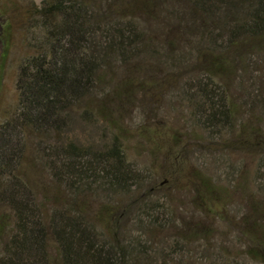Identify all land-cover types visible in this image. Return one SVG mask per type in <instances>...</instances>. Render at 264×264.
<instances>
[{
	"label": "trees",
	"instance_id": "16d2710c",
	"mask_svg": "<svg viewBox=\"0 0 264 264\" xmlns=\"http://www.w3.org/2000/svg\"><path fill=\"white\" fill-rule=\"evenodd\" d=\"M114 1L40 0L27 11L24 24L32 34V54L20 68L18 107L0 125V264H189L184 260L187 245L203 239L202 226L189 230L187 225L177 232L171 253L164 249L155 260L141 244H127L120 237L131 208L89 213L86 201L92 187L127 195L140 182L117 132L112 145L102 150L64 141L77 112L83 109L86 116L92 107L105 116L94 91L107 85L113 61L127 71L128 78L115 90L121 95L162 84L135 76L136 70H148L151 61L158 73L195 55L197 64L185 67L188 82L181 86L193 110L192 121L210 138L228 128L233 132L232 120L247 113L249 121L238 126L236 142L264 157V0H134L123 6L112 5ZM139 20L149 29L153 21L156 29L170 30L166 44L148 38ZM190 29L199 37L187 54L179 46ZM245 80L260 85L244 91L249 97L238 105L229 81L241 87ZM112 125L119 129L115 120ZM36 162L42 165L44 183ZM186 176L193 205L221 219L234 196L205 173L192 169ZM256 191L264 192V187ZM248 205L246 255L264 264V199L252 200L250 193ZM151 223V236L172 229L157 217ZM97 224L104 233L97 231ZM212 262L239 264L230 256Z\"/></svg>",
	"mask_w": 264,
	"mask_h": 264
},
{
	"label": "rangeland",
	"instance_id": "374dc122",
	"mask_svg": "<svg viewBox=\"0 0 264 264\" xmlns=\"http://www.w3.org/2000/svg\"><path fill=\"white\" fill-rule=\"evenodd\" d=\"M117 3L133 5L134 0H115L112 5ZM33 4L39 5L40 0H0V125L18 107L20 68L32 54V34L24 21L27 20L28 9L34 8ZM183 6L186 7L185 4ZM135 11L139 16V11ZM139 22L141 29L147 32L146 36L155 40L156 45L162 39L159 44H166L170 30L165 26L162 28L166 30L156 29L153 21L150 23L152 29L145 25V20ZM189 33L184 44L179 46L180 51L185 53L199 37L198 31L190 29ZM173 40L177 41V35ZM159 48L161 53L165 52ZM145 57L148 59L147 55ZM195 60V55L187 56L174 68L157 69L158 73L153 70L157 68L155 62L151 61L148 70H136L135 76L139 75L140 79L145 77L149 84H153L156 78L158 80L155 81L162 84L148 89L133 88L121 95L115 90L128 78L127 71L119 61H113L107 85L94 91V100L102 102L100 108L104 106L105 116L110 121L105 116H98L97 108H87L91 110L86 116L82 115V109L65 131L64 141L102 150L112 145L116 132L119 134L125 156L138 171L140 182L133 185L127 195H113L103 187L99 190L92 187L86 203L91 216L106 212L107 208L109 211L116 208V213L131 208L129 218L123 219L120 228V237L125 238V243H139L148 250V257L160 260L162 250L171 253L177 245L174 240L177 232H184L187 225L189 230L202 226L203 239L187 245L184 260L189 264H210L218 262L223 256H230L239 264H260L246 255L250 244L243 234L244 221L250 215L248 195L251 193L252 200L256 197L264 199V192L256 191L264 187V157L244 151L236 142L238 126L249 121V114L239 113L232 120L235 132L228 128L221 135L210 138L192 121L193 110L181 86L188 82L185 67L196 65ZM164 79L169 80L162 82ZM229 83L238 105L240 99L249 97L244 91L260 85L259 82L245 80L242 82L244 90H241L242 86L234 84L235 81ZM105 97L108 99L103 103ZM114 120L119 124L117 131L112 125ZM262 124L264 127V121ZM35 168L44 183L42 165L36 162ZM192 169L212 177L234 196L233 201L226 205L221 219L212 214H202L193 205L194 193L188 187L186 176ZM245 188L248 190L246 193ZM79 198L84 203V199ZM154 217L169 222L171 231L166 233V227L163 233L151 236ZM97 225V231L104 233ZM165 235L167 237L164 238ZM178 245L182 243L178 241Z\"/></svg>",
	"mask_w": 264,
	"mask_h": 264
}]
</instances>
